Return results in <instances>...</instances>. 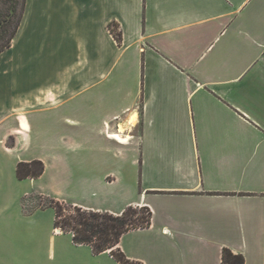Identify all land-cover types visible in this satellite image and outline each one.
<instances>
[{
    "label": "crops",
    "instance_id": "1",
    "mask_svg": "<svg viewBox=\"0 0 264 264\" xmlns=\"http://www.w3.org/2000/svg\"><path fill=\"white\" fill-rule=\"evenodd\" d=\"M41 7L42 61L0 76V264H117L55 229L50 207L49 261L12 251L8 183L34 160L44 174L23 181L50 199L113 215L150 209V226L119 243L131 261L222 264L229 249L264 264V0Z\"/></svg>",
    "mask_w": 264,
    "mask_h": 264
},
{
    "label": "trees",
    "instance_id": "2",
    "mask_svg": "<svg viewBox=\"0 0 264 264\" xmlns=\"http://www.w3.org/2000/svg\"><path fill=\"white\" fill-rule=\"evenodd\" d=\"M26 3L27 0H6L5 15L0 19V55L11 48L22 22ZM19 7L22 14L18 13ZM110 29L120 42L122 35L117 27L111 25ZM44 172L45 164L41 160L19 163L16 170L20 181L38 179ZM49 207L55 211L54 228L71 234L74 244L90 246L96 255L110 251L117 264H142L129 260L119 248V243L124 234L150 226L152 213L149 208L130 206L121 215H113L83 209L57 199H51ZM222 264H245V258L224 249Z\"/></svg>",
    "mask_w": 264,
    "mask_h": 264
},
{
    "label": "rangeland",
    "instance_id": "3",
    "mask_svg": "<svg viewBox=\"0 0 264 264\" xmlns=\"http://www.w3.org/2000/svg\"><path fill=\"white\" fill-rule=\"evenodd\" d=\"M41 0H30L29 5L26 3L25 11L22 15L23 32L16 43L12 42V49L5 52L0 57V76L4 77V68H9L11 62L18 61L26 64L27 61H42L44 49L41 45L40 29L37 30V17H41ZM6 11V0H0V19L4 17ZM22 10L19 7V14ZM26 17H28L26 21ZM39 26V25H38ZM36 28V31L35 29ZM15 40V39H14ZM21 76V74L19 73ZM24 77L25 73H23ZM8 183L12 192V207H17L12 213V226L16 232V240L12 246V251L21 257L28 258L32 255H38L40 259H46L49 255V233L52 229L54 213L49 208V193L41 192L38 187L34 188L29 181H15ZM26 209L27 214L34 212L32 216H24L21 211ZM49 208V209H48ZM9 247L4 249L8 252ZM0 253H5L0 247ZM48 264V263H45Z\"/></svg>",
    "mask_w": 264,
    "mask_h": 264
},
{
    "label": "bare ground",
    "instance_id": "4",
    "mask_svg": "<svg viewBox=\"0 0 264 264\" xmlns=\"http://www.w3.org/2000/svg\"><path fill=\"white\" fill-rule=\"evenodd\" d=\"M136 123H137V116H135L134 115V117L132 118V120H131V126L132 125H136ZM128 127H130V126H128ZM132 129V128H131ZM128 130V129H127ZM126 131V129H125V127L123 126V125H121V127H120V132L121 133H124ZM130 131V130H129Z\"/></svg>",
    "mask_w": 264,
    "mask_h": 264
}]
</instances>
